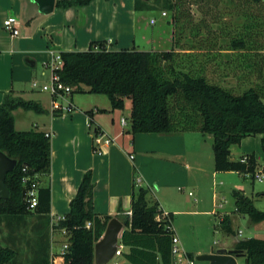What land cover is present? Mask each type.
<instances>
[{
	"label": "trees",
	"instance_id": "obj_1",
	"mask_svg": "<svg viewBox=\"0 0 264 264\" xmlns=\"http://www.w3.org/2000/svg\"><path fill=\"white\" fill-rule=\"evenodd\" d=\"M93 0H59L58 6H83ZM263 4L264 0H252ZM137 10L153 9L141 0H135ZM175 10V23L180 21L181 7L167 3ZM179 12V13H178ZM175 46L178 40H175ZM99 50L64 51L61 80L73 87V92L106 94L114 109H122L126 98H131L130 124L132 133L174 134L198 131L213 139L216 171H234L255 177L258 161L254 153L242 157L245 161L230 159L231 146L243 138L262 134L264 152V85L252 86L241 93L231 86L214 81L208 75L217 63L226 70L231 59L223 61L218 52H201L184 58L177 48L170 50H108L98 43ZM232 50L246 46L245 40H231ZM229 49V48H227ZM226 50V49H225ZM230 50V49H229ZM225 68V69H224ZM17 108L43 113L42 105L11 94L0 105V150L17 159V165L6 176L10 191L7 199L0 200V223L23 221L33 213L38 216V230L32 245L35 254L32 264H95V243L101 239L112 216H100L94 209V181L88 171L70 202V210L51 226L50 186L39 187V202L29 209L22 192L24 177L49 174L51 171V135L37 129L17 130L13 111ZM149 190L139 186L133 192L132 212L121 218L124 229L121 243L127 248L123 257L130 264H172V237L174 231L168 221L157 219L162 212L158 203L148 199ZM236 213L246 214L253 223L264 222V210L256 208L253 199L234 189ZM171 216V215H170ZM172 219V218H171ZM88 223L91 225L88 226ZM232 220L225 215L221 226L232 230ZM51 228L66 230L68 248L61 255H50ZM0 239V264H9L18 250ZM235 249L247 258V264H264V239L251 237L239 241ZM188 256L193 259L194 254Z\"/></svg>",
	"mask_w": 264,
	"mask_h": 264
},
{
	"label": "crops",
	"instance_id": "obj_2",
	"mask_svg": "<svg viewBox=\"0 0 264 264\" xmlns=\"http://www.w3.org/2000/svg\"><path fill=\"white\" fill-rule=\"evenodd\" d=\"M58 1L55 0L51 12L45 13L40 10L37 0H0V105L4 103L7 95L11 94L25 100L37 101L45 110L43 113H36L17 108L13 115L17 130H25V125L31 123L28 130L37 129L51 135V171L49 174L38 176L40 186H50L51 189L49 214L51 226L69 212L71 200L77 194L84 175L90 171L95 185L94 209L100 216L110 215L121 220L130 215L133 192L139 186L145 187L142 184L144 181L148 186L145 188L149 190V201L158 203L162 210L170 213L174 232L178 236L173 217L175 213L183 211L168 206L162 200L160 192L163 187L167 188L184 180L186 171L190 175L204 172L202 167L204 159L206 157L210 159V153L206 156L204 148L207 140L212 138L211 135L205 137V134L198 131L134 134L131 132L130 124L132 104L128 105V115L124 117L115 111L110 100L109 103L103 104V109L107 112H102V109L90 107L80 97L74 96L73 92L69 96L57 99L59 104L73 107L72 111L64 112L54 108V99L49 93L32 87L33 80L43 84L51 76L48 65L53 58L52 52L95 50V45L100 42L108 50H162L157 46L162 41V36L144 35L143 46H138L137 32L141 11L135 8V0H93L87 5L70 7L58 6ZM9 16H15L19 21L17 36H12L4 27V21ZM152 19L154 18L150 19V23L154 24ZM169 32L173 42L170 29ZM98 47L100 48L99 45ZM213 64V71H216V68L217 70L223 68L217 63ZM216 76V81L220 83L232 77L228 72L222 71L216 72ZM109 107L112 110H108ZM20 109L25 112L21 113ZM122 118H125V123L122 122ZM19 125L25 128H19ZM93 126L94 129L91 131ZM96 131H101L113 139L102 152L94 151ZM190 133L195 135H187ZM261 141L262 134L246 136L239 144L231 146L230 159L238 161L243 156L254 153L258 161L257 172L264 171ZM130 155H134L133 159ZM235 174L249 176L234 171H216L214 164L211 173L214 178L212 184L214 208L206 211L208 214L219 213L222 215L221 220L225 215L231 217L230 212L232 215L240 214L236 213L235 200L234 208L230 212L216 209L217 183L220 184L223 182L222 179ZM200 176V179L204 178L205 173ZM207 177L209 178V175ZM137 178H141L140 184L137 183ZM216 178H220V182H217ZM241 189L248 195L243 188ZM259 194L258 199L263 198L264 201V191ZM248 196L253 199L256 206V197ZM165 206L170 207V210ZM261 223L253 224L255 232L259 230L256 226ZM49 235L50 250L53 249L55 240L68 239L67 232L61 229L51 228ZM239 241L241 240H237L233 246L225 243L217 248L213 246L200 248L195 254L209 253L212 249H235ZM125 251L126 247L123 248V253ZM57 253L60 254L59 251ZM54 260L57 264L63 262L61 257ZM119 263L130 264L124 257Z\"/></svg>",
	"mask_w": 264,
	"mask_h": 264
},
{
	"label": "rangeland",
	"instance_id": "obj_3",
	"mask_svg": "<svg viewBox=\"0 0 264 264\" xmlns=\"http://www.w3.org/2000/svg\"><path fill=\"white\" fill-rule=\"evenodd\" d=\"M106 1V0H104ZM153 9L139 10L141 18L138 21L137 44L142 47L144 35L162 36L159 48L170 50L173 47L180 51L184 58L188 55L195 57L200 54L199 51L218 52L223 61L231 59L232 65L226 70L219 69L208 71L209 77L216 80V72L229 73L232 77L225 79L223 85L231 86L241 93L246 89L264 85V5L252 3V0H141ZM175 4V7L182 12L180 21L175 23L174 11L168 10L167 3ZM110 4V2H109ZM165 12V15L163 14ZM176 12V11H175ZM179 13V12H178ZM154 18L155 23L151 24L150 19ZM170 25H169V24ZM173 38L169 37L170 32ZM243 38L246 46L242 49L232 50L231 40L234 38ZM175 40L178 45L175 46ZM137 46V48H138ZM151 46V45H150ZM149 48V47H146ZM229 48V49H227ZM226 49V50H225ZM225 69V68H224ZM50 72V70H49ZM51 75V72H50ZM234 75V76H233ZM50 77L46 80L48 83ZM74 96L80 97L90 107H98L102 112L105 102L109 103V97L106 94H93L89 92H75ZM132 104L131 98H126L124 108L115 109L124 117L128 115V105ZM108 110H112L111 107ZM21 113L25 111L20 109ZM25 125V130L30 128ZM33 126V125H31ZM93 128L91 131H93ZM195 135V134H187ZM209 137V134H205ZM212 137V136H211ZM208 139V138H207ZM213 139L207 140L204 151L210 153V159H204L202 165L204 172L188 173L186 177L178 184L163 187L160 196L162 200L172 206L174 210H182L174 214L173 223L180 238L181 246L188 252L194 254V264H209V261L198 260L195 254L197 249L213 246L215 248L222 244L229 243L233 246L237 240H245L251 237L264 238L263 222L256 226L257 232L253 230V222L248 215H232L230 212L234 208V189L243 188L248 195L256 197V207L264 210V201L260 197L264 191V180L258 181L248 177H242L238 174L222 179V183H217L215 194H217L216 209L218 211H229L231 213L232 230L227 231L221 226L219 213L211 214L206 211L214 208L212 184L214 178L211 173L214 170L215 159L213 157ZM191 164L192 161H189ZM205 173V177L200 179V175ZM209 175V178L207 177ZM199 179V180H197ZM203 179V180H202ZM220 182V178L215 179ZM146 186L145 182L143 183ZM153 186V184H150ZM241 186V187H240ZM245 194V193H244ZM165 206L166 209L170 207ZM170 210V209H169ZM198 210L200 212H195ZM38 224V216L32 214L23 221L9 224L7 220L0 223V239L8 242L18 250L16 258L9 264H32L35 254L33 253V244L37 238L38 230L35 229ZM241 231V232H240ZM68 234V233H67ZM68 239H57L54 241L53 249L50 250L51 258L61 252L63 245ZM217 242V243H216ZM121 258L115 257L112 262L119 261ZM109 264V263H108ZM237 264H247L245 256L238 257Z\"/></svg>",
	"mask_w": 264,
	"mask_h": 264
},
{
	"label": "built area",
	"instance_id": "obj_4",
	"mask_svg": "<svg viewBox=\"0 0 264 264\" xmlns=\"http://www.w3.org/2000/svg\"><path fill=\"white\" fill-rule=\"evenodd\" d=\"M163 14L165 15V12ZM154 22L155 20L152 19V23ZM18 23L19 21L17 17L9 16L4 21V27L7 31H9L12 34V36H17L19 34V29L17 27ZM99 49L100 48L98 47V45H95V50H99ZM52 54H53L52 61L48 65L51 69L50 81L48 83L46 82V83L41 84L39 81L33 80L32 87L34 89H40L42 91L49 93L51 97L54 99L53 106L55 109H60L64 112H70L73 110V107L71 105H66V106L61 105L57 102V99L59 97L71 95L73 93V87L63 82L58 72V70L62 67L61 53L52 52ZM122 122L123 123L126 122L125 118H122ZM89 125L91 124L89 123ZM112 142H113V139L109 137L108 135H106L105 133L101 131H96L94 133V151L95 152L104 151L105 148L109 146ZM130 157L131 159H133L134 155H130ZM245 160L246 158L242 159V161H245ZM254 179L258 181L264 180V171L257 172L255 174ZM23 181L24 183H26V188H25L26 189V199L25 200L28 203L29 209L34 210L39 202L38 196H39L40 183L38 180V176L36 175L34 178L24 177ZM137 183L138 184L141 183V178H137ZM63 218H60L59 220ZM157 219L162 220V221L163 220L168 221V227H170V229L174 231L170 213L162 210V212L157 216ZM90 225L91 224L88 223V226ZM63 231H66V230L63 229ZM67 248H68V242L63 245V249L59 255L63 254ZM123 248H124V245L122 243H119L113 259L115 257H119V258L123 257ZM171 253H172V264H194L193 259H191L188 256L185 249L181 246L180 239L175 234V232L172 237ZM57 257L59 256H56L55 258ZM112 260L109 262V264H120L119 261L112 262Z\"/></svg>",
	"mask_w": 264,
	"mask_h": 264
},
{
	"label": "water",
	"instance_id": "obj_5",
	"mask_svg": "<svg viewBox=\"0 0 264 264\" xmlns=\"http://www.w3.org/2000/svg\"><path fill=\"white\" fill-rule=\"evenodd\" d=\"M40 10L49 13L54 9L55 0H37ZM17 165V159L9 157L5 152L0 150V200L7 199L10 191L5 183L6 176L13 171ZM23 200L26 199V189L22 192ZM123 222L117 218H112L106 230L95 243V264H108L114 257L119 245V237L123 229ZM243 256L236 249L227 250L225 248L214 250L209 253L197 255L198 260L209 261V264H237V258Z\"/></svg>",
	"mask_w": 264,
	"mask_h": 264
}]
</instances>
